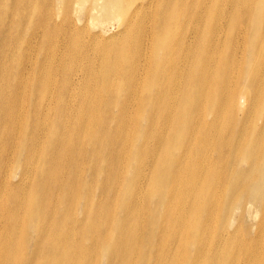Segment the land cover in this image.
Listing matches in <instances>:
<instances>
[{
  "label": "rangeland",
  "instance_id": "obj_1",
  "mask_svg": "<svg viewBox=\"0 0 264 264\" xmlns=\"http://www.w3.org/2000/svg\"><path fill=\"white\" fill-rule=\"evenodd\" d=\"M174 1L182 8L173 7ZM199 1L157 2L155 12L147 14L150 22H145L150 48L132 47L136 37L122 40L121 58L113 60L121 63L122 74L113 77L115 88L108 93L95 92L99 82L95 85L88 77L69 84L70 74H83L89 60L97 65L95 52L85 53V46H100L94 31L114 33L118 28L128 35L136 0H0V264H170L169 259L190 264L199 255L197 244L205 246L199 257L204 261L210 253L209 240L223 224L241 220L244 231L240 227L235 231L242 236L255 234L262 203L238 192L247 163L240 158L233 167L226 163L239 156L236 144L246 121L252 129L262 123L264 104L246 117L244 91L234 96L233 112L225 114L233 117L235 127L229 130V145L223 150L222 180L213 188L226 194L216 216L185 217L186 209L172 193V188L193 183L194 169L210 170L219 164L208 141L220 126L215 124V110L225 99L227 81L235 85L239 67L236 90L244 87L242 76L257 69L254 56L261 52L260 35L264 36V0L250 3L249 12L235 0L230 6L229 0H212L211 11L222 14V26L237 8L245 24L226 33L227 24L215 53V71L209 66L217 75L212 108L203 110L201 98L192 95L184 104L188 124L172 131L167 142L168 94L160 98L157 84L166 87L171 82L164 67H172L185 79L186 69L182 74L173 64L184 54L193 60L196 43L185 45L184 37L190 22L199 34L205 12H199ZM211 30L212 26L194 62L203 63ZM240 32L245 33L247 47L233 52L229 40L233 36L234 44ZM133 79L137 91L145 85L137 102L126 90ZM84 97L91 98L93 105H84ZM127 110H133L130 128ZM159 129L167 135L158 137ZM197 130L202 135L200 149L192 144ZM85 131L90 134L82 136ZM152 188L156 190L150 193ZM228 195L237 197L249 213L240 215V204L229 209ZM141 198L143 205L135 209ZM135 216L141 222H134ZM127 234L138 236L128 243Z\"/></svg>",
  "mask_w": 264,
  "mask_h": 264
},
{
  "label": "bare ground",
  "instance_id": "obj_2",
  "mask_svg": "<svg viewBox=\"0 0 264 264\" xmlns=\"http://www.w3.org/2000/svg\"><path fill=\"white\" fill-rule=\"evenodd\" d=\"M137 5L134 7L132 11V21L128 24L132 25L130 27V32L125 37V33L127 30L122 32L121 29H116V32L108 33L106 30L99 29L98 31H94V35L101 39V43L99 47H95L94 45L85 46V53L92 54L97 57L98 63L97 65H92L93 63L89 60L87 67H85L82 71L83 74H80L79 71L73 72L70 74L69 84H76L78 81L82 79L85 80L86 77L92 82L98 81L99 85L94 87V91L98 92L100 90H104L106 92H112L115 88L113 83V77H120L122 74L121 63H114L113 60L121 58L120 53L123 50L121 47L122 40H128L131 37H136V41L131 43L130 45L136 49L141 50L142 48H146V46H151V38H147V26L145 22H150L147 20V14L153 10H156V4L159 0H136ZM141 1H146V4L141 3ZM181 1V0H180ZM235 0L238 5H241L247 9L249 12V5L251 6L254 3V0ZM179 1L170 2L173 7H178L181 9L182 7L178 6ZM211 3L212 0H200L198 3L199 12L205 10L204 12V20L201 22L199 20V34L195 31L194 22H190L187 28V34L184 37L185 45L189 42H195V46L193 48V60L190 62L188 56L184 54L182 61L180 58L173 64L176 68L180 69L182 74L184 73V68L186 69V73L183 75L185 79H182L180 76L176 74V72L171 68L166 69L165 67L162 71L167 74L165 77L170 78V83H167V89L163 91L166 87H161L159 83L157 84L160 98L164 99L165 94H168L167 100L168 103L165 102V110H168L169 116L165 122H168L169 125V134L167 138V142L172 131H177L179 126L187 125V119L184 116L186 113L184 104L185 102L193 95L199 96L201 98L200 106H203V110H210L214 104V95H215V85L217 83V79L215 78L216 73L210 70L209 66H212L215 71L217 67V59L215 57V53L218 50L217 48L220 46L219 44L222 42L224 35L230 30H236L239 26H243L245 22L240 19V8L235 10L234 15L226 22L224 26H222V14L219 11L213 12L211 11ZM227 4L230 6L232 4V0L227 1ZM197 7H194L195 11L193 12L195 16H197ZM128 7L124 9V12H127ZM149 10V11H148ZM148 11V12H147ZM125 15V14H124ZM259 20V17L255 13V18ZM208 20H212L209 25ZM108 19H105V23ZM228 24V29L226 31V27ZM256 25V24H255ZM212 30L209 33V37L207 42L210 44H206L205 52H204V60L203 63L200 61L194 62L195 58L200 52V44L202 42L203 37L207 34L208 30L211 28ZM256 25L255 28H257ZM102 27V26H101ZM226 31V33H225ZM119 32V33H118ZM233 37V36H232ZM232 37L229 40L228 45L233 50V52L239 50L243 51L246 49V36L245 33L240 32L237 33L234 37V44L232 42ZM210 38V40H209ZM104 39L109 41H105ZM260 45L261 52L255 54V63L257 65V69L253 68L251 74L242 76L243 81L245 82L244 87L242 89L237 88V81L242 73V70L239 67L238 75L236 77V82L234 86H230L228 81L225 88V99L221 101L222 105L218 106L215 110V124L218 123L220 126L213 132L208 141L213 144L214 150L218 154L219 164L208 170V168L203 169L201 166V170L197 171L194 169V178L193 183L190 186H184V188H172V193L174 197L183 205L186 209L182 213L185 217L189 219H194L195 217L202 214V216H206L207 218H214L218 213V210L222 207L223 200L225 198V193L221 195L220 193H216L213 188L214 184L218 181L222 180L223 174V150L225 147L229 145V130L234 128L232 125L233 117L231 115L225 116L227 112L231 114L235 106V101L233 100L235 95H238L240 92L244 91L248 93L246 99V108L244 107L246 112V117L248 114L253 112L252 110L257 109L262 103L264 104V36L260 35ZM148 42V43H147ZM227 44L223 45L222 48H226ZM257 47V45H256ZM139 61H143L144 57L140 56ZM113 61L112 67H109ZM53 67V66H52ZM149 67V64H148ZM148 70V68H147ZM146 70V71H147ZM151 72V71H148ZM163 74V72H161ZM163 77V78H165ZM137 79H133L134 84H127L126 90L128 91V95H135L136 102L142 96L145 91V85L139 90H136V81ZM169 82V80H167ZM182 84H184L182 86ZM196 85V86H195ZM213 85L212 90H209V86ZM195 86L193 90L192 87ZM48 87L43 91L47 92ZM181 92V93H180ZM71 95L74 96L71 91ZM84 105L92 106L93 100L89 97H84L82 100ZM196 103L193 100V105ZM199 106V105H198ZM222 112V114H221ZM133 110L126 111L125 120L127 127L130 128L132 126L133 119ZM173 125V128H172ZM248 121H246V125L244 126L240 135L237 139V149L240 150L239 156L235 155L232 159L226 161V163L230 162L231 167L237 164L238 159H243L247 163V176L241 188H238V192L249 197H256L262 203V218L256 227V230L253 231L254 235L246 234L242 236L239 231H235L236 228L240 227L241 231H244L241 228L242 221H234V225L225 226L224 224L215 232L212 239L209 240L208 244L211 245L209 248V252L204 261L201 262L199 260L200 255L205 251V246L200 244L196 245V249L199 252V255H196L191 258L190 264H264V109L262 113V123H258L253 129L252 127L248 128ZM189 132V127L188 131ZM82 136L85 134L88 136L90 134L89 131H85L81 133ZM167 135V131L165 129H159L158 137L163 138ZM201 132L197 130L192 135V144L195 148L200 149V140H201ZM122 141H120L122 145ZM166 145H163V147ZM158 162V157L152 162L151 168L155 166ZM150 168V170H151ZM152 173V172H151ZM153 174V173H152ZM151 174V175H152ZM106 176V174H105ZM198 187V188H197ZM156 188H152L150 193L154 192ZM138 192H142V190H138ZM138 204L135 209L141 207L143 205V200L138 199L136 201ZM240 204L237 197H229L227 196V206L229 209H234V206ZM240 215H244L249 213L247 210V206L244 204H240ZM212 216V217H211ZM134 222H141L138 216L134 217ZM209 227V226H207ZM232 227L231 231L229 228ZM247 232V231H246ZM138 234L128 235L127 241L128 243L134 241L137 238ZM232 244L228 246L227 243ZM243 243L248 246L244 248ZM131 253L130 251H127ZM170 264H178V261L169 259Z\"/></svg>",
  "mask_w": 264,
  "mask_h": 264
}]
</instances>
